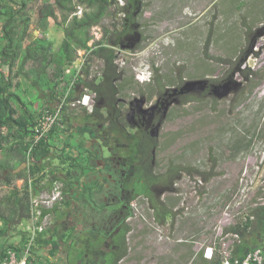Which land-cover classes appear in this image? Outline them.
Returning a JSON list of instances; mask_svg holds the SVG:
<instances>
[{
	"label": "rangeland",
	"instance_id": "1",
	"mask_svg": "<svg viewBox=\"0 0 264 264\" xmlns=\"http://www.w3.org/2000/svg\"><path fill=\"white\" fill-rule=\"evenodd\" d=\"M139 1L141 40L134 49L119 52L125 79L133 81L122 87V95L133 98L130 89L136 86L146 88L145 94L155 93L152 79L144 83L139 79L141 70L146 73L145 66L152 72L157 68L163 91L209 80L210 94L193 91L186 95L198 101L184 104L177 100L171 106L157 138L154 168L161 174L181 166L213 173V178L205 182L196 173L183 172L173 185L174 192H167L170 185H166L161 201L178 212L166 224L154 220L147 200H136L128 236L130 255L121 264H200L206 248L220 245L226 234H231L226 241L233 250L238 242L225 228L239 222L253 206L264 205L258 195L264 186V77L248 79L243 74L251 68L264 76V0ZM118 2L122 6L125 1ZM43 5L37 7L31 33L50 38L58 48L64 38L55 18L60 14L43 16ZM110 24L111 19L103 23ZM92 33L98 39L104 32L95 27ZM100 71L101 62H95L92 73ZM228 82L230 93L218 98L213 87ZM86 92L80 87L78 94ZM76 108L79 124L96 122L81 106ZM86 138L92 141L87 134ZM108 155L105 150L103 159ZM6 191L0 187L1 193ZM159 191L155 189V195ZM20 225L28 228V220Z\"/></svg>",
	"mask_w": 264,
	"mask_h": 264
},
{
	"label": "trees",
	"instance_id": "2",
	"mask_svg": "<svg viewBox=\"0 0 264 264\" xmlns=\"http://www.w3.org/2000/svg\"><path fill=\"white\" fill-rule=\"evenodd\" d=\"M124 1L121 6L118 0H0V187L7 190L5 194L0 192V241L13 230H17L24 220H30L32 196L43 192L39 189L46 183L44 171L46 168L59 171L53 159L57 157L60 166L86 167L87 157L80 156L83 154V144H75L71 140L69 143L64 142L63 139V134L70 132L73 127L70 120L79 116L77 108L70 104L78 98L80 87L97 93L93 112L82 108L91 118L107 124L111 121L107 114L116 109V118L122 125H126L124 106L117 107L116 104L122 94V87L133 84V81L122 78L125 70L119 64L120 57L116 48L125 43V38L139 34L141 26L136 16L140 1ZM43 2L40 11L43 16L55 17L54 12L60 14L55 18L64 31V38L58 48L54 47L50 38L33 36L31 33L34 14L38 5ZM130 5L133 10H130ZM106 19H111L110 26L103 25ZM95 27H102V39L96 40L93 36L92 30ZM114 36L117 41L113 39ZM80 51L86 52V58L79 73L76 63ZM95 62H101V71L96 74L92 73ZM243 74L248 79L264 77L251 68L243 71ZM153 80L159 87H163L155 67ZM181 87L183 83L180 84ZM66 96L60 126L56 125L35 143L36 127L42 111L52 110L50 104L58 103ZM195 101L198 99L189 95L183 100L184 104ZM110 137H117L116 131H112ZM61 142L62 148L58 146ZM150 142L151 146L134 152L133 160L139 164L136 175L137 194L148 200L154 220L166 224L169 219H175L178 212L158 201L153 192H150V185H144L146 181H153L156 177L152 150L158 143L154 139ZM70 149L72 151L68 152ZM59 151L62 153H58ZM23 164L28 166L19 173H14ZM169 171L168 176H164V184L170 185L166 190L169 193L176 190L173 185L179 181L183 172L190 176L196 173L205 182H210L213 178V173L181 166L170 167ZM18 180H24L21 187L16 184ZM58 181L60 179L49 181L47 191H51ZM156 184L153 186L154 190L158 189ZM203 193L204 191H200V194ZM258 195L264 199V186ZM45 214L43 211V217ZM131 229L126 228V233ZM20 233L27 244L29 234L22 231ZM46 233L47 231L38 233L30 253H34L39 245H51L53 251L58 250L56 242L45 238ZM225 233L239 236V242L235 244L232 254L234 258L244 259L251 250L259 246V239L264 234V205L250 208L239 222L225 228ZM26 244L13 245L5 241L0 250V264L7 248L21 254ZM220 262L221 258L217 254L213 261L205 259L204 253L200 255V264ZM114 264H118V260Z\"/></svg>",
	"mask_w": 264,
	"mask_h": 264
},
{
	"label": "flooded vegetation",
	"instance_id": "3",
	"mask_svg": "<svg viewBox=\"0 0 264 264\" xmlns=\"http://www.w3.org/2000/svg\"><path fill=\"white\" fill-rule=\"evenodd\" d=\"M129 8L130 10L134 9L132 5ZM141 10L142 6L139 3L136 16L141 13ZM102 37L96 40L102 39ZM116 38L114 36L113 39L116 40ZM140 40L141 35L138 33L133 37L125 38V43L116 48L118 54L121 49H134ZM79 55L81 60H85V51H80ZM122 78H126L125 72ZM153 84L156 85L155 93L145 94L144 89L146 88L136 86L130 89L134 95L133 98L122 94L118 97L116 105L117 107L124 106L126 125H122L116 118V109L110 112L109 115L107 114L111 117V121L107 124L97 121L85 124L89 131H94V134L90 132V139L92 138V140L94 139L99 143V145H96L95 151L97 157L102 159L103 163L101 167H97V171L92 175L89 176L84 172L79 175L83 180L86 176H89L87 177V187L85 189L89 192L90 197H94L93 204L95 206L100 204L99 208L96 209L97 212H94L93 215L98 220L100 228L69 229L67 239L64 242L67 251L62 252L65 257V264H114L117 260L118 264H121L130 255V249L128 248L129 232L126 233V228L131 227V221L135 214L134 202L138 199L147 200L142 195L137 194L136 175L139 164L134 163V152L137 149L150 146V140H157L152 136V131L163 119L164 105L174 99L182 102L183 97L187 96L186 94L170 96V91L169 93L167 89L163 91V88L159 87L154 80ZM204 90L210 94L212 85L208 83ZM92 94L95 95V102H97V93L92 92ZM141 99H144L143 105L139 102ZM152 108H154L152 112H147ZM112 131H116L117 136L113 139L110 137ZM156 149L157 147H154L152 150L153 165L155 164ZM105 150L109 152V155L103 159ZM169 170L170 168L161 174H156L153 181L150 179L144 184L145 187L150 185L149 190L155 195L153 186L157 183L156 186L160 188V191L155 197L158 201H161V195L164 194L163 190L166 189L164 184L166 177L164 176H168ZM167 178L171 180L170 177ZM152 183L153 185H151ZM87 195L83 194L84 198H87ZM88 202L90 203V200L82 201L80 208L85 210L87 204H89ZM107 210L109 214H107ZM259 241L260 246L263 245L261 249L263 254L262 264H264V234Z\"/></svg>",
	"mask_w": 264,
	"mask_h": 264
},
{
	"label": "crops",
	"instance_id": "4",
	"mask_svg": "<svg viewBox=\"0 0 264 264\" xmlns=\"http://www.w3.org/2000/svg\"><path fill=\"white\" fill-rule=\"evenodd\" d=\"M50 106H52L50 104ZM80 118V115H79ZM78 119V118H76ZM70 120L73 123V127L70 132L63 134L64 142L74 141L75 144H83L81 148L80 155L82 157H87L88 162L85 163V168H74L68 167L54 163L59 171H53V168H46L44 172H46V178L44 180L43 185L41 186L40 191L49 190L50 183L49 181H54L60 179L58 183L63 184L64 189V200L55 204L52 208H45L44 212H46L45 216L48 217L47 226L45 227V232L47 231L45 238L54 241L58 245V250L53 251V247L51 245H39L34 249V253L29 254L30 264H65V257L62 252L67 251V246H65L64 242L67 239V234L70 231V228H100L99 222L97 219L93 217L94 212L96 213L100 206H95L93 204L94 197L89 195V192L86 191L85 187H87L86 181L87 177L92 175L97 171V167H101L103 161H99L96 154V143L95 140L91 138L92 141H89L86 138V134L88 138H90V132L94 134V131L85 127V124H88V121L83 122V124H79L78 120ZM95 119V118H92ZM97 121V119H95ZM98 122V121H97ZM59 147H63V143H58ZM72 149L68 150L71 152ZM58 153H62L59 151ZM57 158V157H56ZM55 158V159H56ZM99 161L100 163H98ZM55 169V170H56ZM81 172L89 175L86 176L85 179L81 178L79 175ZM24 183V180H18L16 184L18 187H21ZM4 188V187H2ZM6 189V188H5ZM38 190V191H39ZM84 195H87V198H84ZM90 200V203L87 204L85 210L80 208V203L85 200ZM107 214L109 211L107 210ZM29 227L21 228V225L17 228V230H13L10 232L5 238L0 241V250L3 248V243L6 241L9 244L20 245L26 244L24 242L23 236L20 231L26 232L30 235L32 229V222L28 220ZM27 245V244H26ZM26 248V246H25ZM54 252V253H53Z\"/></svg>",
	"mask_w": 264,
	"mask_h": 264
},
{
	"label": "built area",
	"instance_id": "5",
	"mask_svg": "<svg viewBox=\"0 0 264 264\" xmlns=\"http://www.w3.org/2000/svg\"><path fill=\"white\" fill-rule=\"evenodd\" d=\"M84 62L85 60H77L76 69L79 73ZM77 77L78 76H76L75 79H77ZM66 100L67 96L58 102L56 106L52 107V110L45 109L42 111V116L36 127L35 143L45 137L47 133H49L56 125L60 126L64 116ZM70 105L72 107H77L79 105L81 108H85L88 112L92 113L96 105L95 95L87 91L86 93L78 96V98ZM199 184H202L201 180H199ZM63 187L62 183L57 182L54 184L51 191H43L39 194L35 193L32 196V215L30 218L32 222V229L26 248L23 252H21V254L12 248H7L5 257L3 258L1 264H30V249L38 233L44 232L45 227L47 226L48 217H43V211L45 208H52L55 204L64 200ZM229 236H231V234L223 236L221 239L222 243L220 245L215 244L214 246L206 248L204 252L205 259L213 261L217 254L221 258L220 264H262L263 254L261 248H254L244 257V259L237 257L234 258L232 254L233 250L226 241ZM232 236L237 240V242H239L240 238L237 234H232Z\"/></svg>",
	"mask_w": 264,
	"mask_h": 264
},
{
	"label": "water",
	"instance_id": "6",
	"mask_svg": "<svg viewBox=\"0 0 264 264\" xmlns=\"http://www.w3.org/2000/svg\"><path fill=\"white\" fill-rule=\"evenodd\" d=\"M208 83H209V80H199V81L189 82V83L185 84L183 87H181L180 89L177 88V89H173L172 92L170 91V96L183 95V94H187V93H190L193 91L204 90L205 87L208 85ZM230 91H231L230 82L225 83L223 85H215L213 87L214 94L220 99L226 97L230 93ZM167 92L169 93V91H167ZM139 102L141 103V105H143L144 99H141ZM175 103H177V99H174L172 101H168L164 105L163 119L155 127V129L152 131V136L154 138L159 137L161 128L163 126L165 119L167 118L168 112H169L171 106H173ZM153 110H154V108L149 109L147 112H150V111L152 112ZM27 166H28L27 164H23V166L18 168L16 171H14V173H19L20 171L25 169Z\"/></svg>",
	"mask_w": 264,
	"mask_h": 264
},
{
	"label": "clouds",
	"instance_id": "7",
	"mask_svg": "<svg viewBox=\"0 0 264 264\" xmlns=\"http://www.w3.org/2000/svg\"><path fill=\"white\" fill-rule=\"evenodd\" d=\"M144 68H146L147 70H146V73L144 72V71H140V73H141V77L143 78V79H141V77L139 78L140 79V81L142 82V83H144L145 81H148V82H150V80L152 79V77H153V72L150 70V66H145ZM147 79V80H146Z\"/></svg>",
	"mask_w": 264,
	"mask_h": 264
},
{
	"label": "bare ground",
	"instance_id": "8",
	"mask_svg": "<svg viewBox=\"0 0 264 264\" xmlns=\"http://www.w3.org/2000/svg\"><path fill=\"white\" fill-rule=\"evenodd\" d=\"M202 181V180H201ZM198 183H199V181H198ZM202 185H203V183H202ZM200 186V185H199Z\"/></svg>",
	"mask_w": 264,
	"mask_h": 264
}]
</instances>
